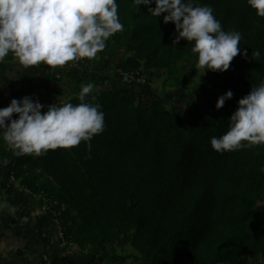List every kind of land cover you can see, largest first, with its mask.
<instances>
[{
  "label": "trees",
  "instance_id": "16d2710c",
  "mask_svg": "<svg viewBox=\"0 0 264 264\" xmlns=\"http://www.w3.org/2000/svg\"><path fill=\"white\" fill-rule=\"evenodd\" d=\"M66 13L100 58L124 52L120 79L91 94L99 77L73 75L87 95L49 107L6 83L0 191L46 198L65 242L116 261L264 264V0H0V62L55 38ZM191 58L220 97L168 109L127 83Z\"/></svg>",
  "mask_w": 264,
  "mask_h": 264
},
{
  "label": "rangeland",
  "instance_id": "374dc122",
  "mask_svg": "<svg viewBox=\"0 0 264 264\" xmlns=\"http://www.w3.org/2000/svg\"><path fill=\"white\" fill-rule=\"evenodd\" d=\"M33 19L32 15L16 19L14 36L18 38L22 31L35 32ZM45 19L43 17L41 20ZM53 29L57 31L55 38L49 36L41 41L38 32L35 48L31 47L10 64L0 62L1 89L5 82L14 83L16 89L22 91L21 97L25 99V104L49 107L65 104L75 96L87 95L86 86L90 80L86 79L79 85L73 75L82 77L87 72L88 75L99 77V85L90 91L91 94L109 90L111 84L120 79L114 66L124 57L123 51L115 48L105 58H100L97 51L82 39V33L71 13H66ZM5 74L8 78L2 77ZM128 79L127 83L145 85L148 92L162 99L168 109L183 106L187 102L204 105L208 98H218L222 94L219 88L206 83L204 67L196 58L178 61L167 70ZM3 99L4 92L0 95V119L4 114ZM19 141L18 136L13 138L9 147L18 145ZM2 174L0 171V176ZM47 203L51 208L52 203ZM84 253L89 264H139V256L130 248L117 251L119 261L114 260L115 254L112 253L100 255L97 250L90 248Z\"/></svg>",
  "mask_w": 264,
  "mask_h": 264
},
{
  "label": "crops",
  "instance_id": "0c3cea01",
  "mask_svg": "<svg viewBox=\"0 0 264 264\" xmlns=\"http://www.w3.org/2000/svg\"><path fill=\"white\" fill-rule=\"evenodd\" d=\"M3 85L5 102L10 91ZM47 202L22 188L9 197L0 191V264H89L84 251L64 241Z\"/></svg>",
  "mask_w": 264,
  "mask_h": 264
},
{
  "label": "built area",
  "instance_id": "2783aa9c",
  "mask_svg": "<svg viewBox=\"0 0 264 264\" xmlns=\"http://www.w3.org/2000/svg\"><path fill=\"white\" fill-rule=\"evenodd\" d=\"M12 182H14V184L18 187V183L17 182H15V180L14 179H12ZM61 236H62V238H63V234H61Z\"/></svg>",
  "mask_w": 264,
  "mask_h": 264
}]
</instances>
